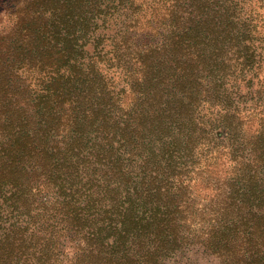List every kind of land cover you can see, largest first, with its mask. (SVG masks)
Here are the masks:
<instances>
[{"label": "trees", "instance_id": "16d2710c", "mask_svg": "<svg viewBox=\"0 0 264 264\" xmlns=\"http://www.w3.org/2000/svg\"><path fill=\"white\" fill-rule=\"evenodd\" d=\"M136 1L0 16V264H264V84L244 100L238 85L264 65L251 0H165L166 36L135 55L121 107L99 30ZM202 148L241 160L204 205L187 180Z\"/></svg>", "mask_w": 264, "mask_h": 264}, {"label": "rangeland", "instance_id": "374dc122", "mask_svg": "<svg viewBox=\"0 0 264 264\" xmlns=\"http://www.w3.org/2000/svg\"><path fill=\"white\" fill-rule=\"evenodd\" d=\"M250 2L247 7L248 16H253L254 23L259 26L257 38L263 39L264 0H251ZM12 3L13 0H0V16H6ZM137 7L139 9H136ZM167 7L165 0H137L133 6L138 11L137 16L132 17L128 12L119 25L112 23L109 30H99L105 36L104 44L100 45L99 50L107 47L101 51L102 54H99L97 67L105 75L109 89L115 91L116 99L121 101V105L118 106L124 107L132 97V76L130 74H135L133 69L135 61L133 59L137 52L152 45H160L166 36L167 22H163L161 12L163 9L166 12ZM117 44L119 45L118 48L116 47ZM128 67L131 73L126 71ZM242 77L238 81V85L240 95L242 94V100H244L250 95L248 94L249 91L252 89L258 91L264 84V65L253 73L247 71ZM242 106L249 108L246 109V112L240 113L244 130L246 133L256 132L258 124L255 119L256 111L252 109L254 104L252 101L243 102ZM199 154L200 160L190 168L191 173H188L187 180L190 191L194 193L196 200L204 205L206 202L204 199L207 195L224 187L227 177L236 174L235 168L240 165L241 160L236 159L234 155L232 156L223 148L219 151L202 148Z\"/></svg>", "mask_w": 264, "mask_h": 264}]
</instances>
